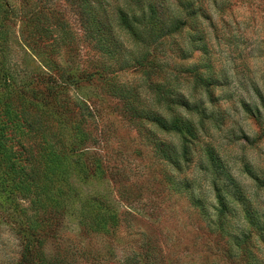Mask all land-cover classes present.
Wrapping results in <instances>:
<instances>
[{
  "label": "rangeland",
  "instance_id": "obj_1",
  "mask_svg": "<svg viewBox=\"0 0 264 264\" xmlns=\"http://www.w3.org/2000/svg\"><path fill=\"white\" fill-rule=\"evenodd\" d=\"M5 2L21 5V0ZM201 3L210 6L212 20L206 13L200 16L204 35L189 26L186 36L208 39L193 45L182 85L175 83L187 98L200 99L203 113L195 114L201 151H193L200 161L173 165L174 153H182L178 138L161 130L151 144L139 137V119L130 124L119 102L101 93L98 80L72 87L71 99L90 103L92 121L104 127L106 138L85 150L88 176L69 178L71 197L52 215L61 237L50 239L49 253L76 254L79 264H248L234 240L238 236L249 264H264V0ZM50 5L78 29L64 0H50ZM25 32L19 19L0 18V77L18 88L38 87L44 70L37 52L25 46ZM123 77L139 86L140 106L152 107L149 86L131 74ZM70 132L66 127L64 133ZM219 199L225 204L222 224L210 229L199 213L215 219ZM20 201L30 207L29 200ZM15 203L16 196L0 189V264L24 263ZM84 211L115 214L119 225L97 234L89 218H82ZM219 232L226 245L215 243Z\"/></svg>",
  "mask_w": 264,
  "mask_h": 264
},
{
  "label": "trees",
  "instance_id": "obj_2",
  "mask_svg": "<svg viewBox=\"0 0 264 264\" xmlns=\"http://www.w3.org/2000/svg\"><path fill=\"white\" fill-rule=\"evenodd\" d=\"M64 2L76 17L78 29L50 0H21L20 6L0 0V18L19 19L26 29L25 46L37 52L44 70L38 78L44 83L40 88H18L0 77V189L16 196L23 264H79L76 254L61 250L51 254L46 249L50 239L61 237L52 215L71 197L72 189L66 187L70 176H88L85 150L106 136L104 127L96 128L92 121L90 103L81 97L71 99L72 87L98 80L101 93L119 102L120 112L130 124L139 119L138 126L143 127L137 131L139 137L151 144L154 139L150 138L161 130L178 138L182 153L175 156L172 147L173 165L189 166L196 158L200 161L193 154L201 151V127L195 114L203 113L200 99L197 95L187 98L176 85H182L193 45L208 39L186 36L188 27L203 36L198 19L206 13L211 22L210 6L201 0ZM125 74L149 86L152 107L140 106L139 86L130 80L127 83ZM66 127L71 130L68 135ZM103 172L99 163L97 174ZM19 199L29 200L30 207ZM218 202L215 219L207 211L199 213L210 229L222 224L225 204L222 199ZM81 216L89 218L90 230L97 234H107L119 225L115 214L88 215L84 211ZM234 240L249 264L246 246L240 244L243 241L238 236ZM226 242L224 233L215 236V243Z\"/></svg>",
  "mask_w": 264,
  "mask_h": 264
}]
</instances>
